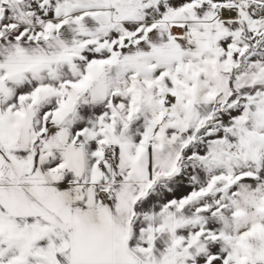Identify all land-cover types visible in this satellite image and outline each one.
Masks as SVG:
<instances>
[{"label": "snow or ice", "instance_id": "obj_1", "mask_svg": "<svg viewBox=\"0 0 264 264\" xmlns=\"http://www.w3.org/2000/svg\"><path fill=\"white\" fill-rule=\"evenodd\" d=\"M0 264H264V0H0Z\"/></svg>", "mask_w": 264, "mask_h": 264}]
</instances>
